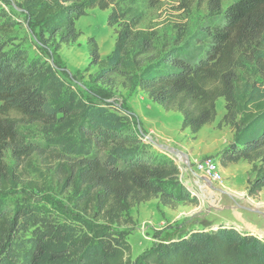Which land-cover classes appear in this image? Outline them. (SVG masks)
<instances>
[{
  "label": "trees",
  "instance_id": "1",
  "mask_svg": "<svg viewBox=\"0 0 264 264\" xmlns=\"http://www.w3.org/2000/svg\"><path fill=\"white\" fill-rule=\"evenodd\" d=\"M150 0H22L20 6L45 43L75 42V20L87 9L109 10L116 34L108 59L87 40L96 81L138 88L164 111L181 115L192 136L224 112L232 141L219 164L254 163L248 194L264 188V0H201L220 22L189 37L178 24L173 35L143 27L139 7ZM4 14V15H3ZM0 12V189L25 186L50 192L66 205L42 211L21 203L15 211L0 201V264H132L120 227L128 211L158 199L170 209L197 205L180 184L173 160L150 161L128 116L94 108L45 61H27L25 49L5 50L14 21ZM40 139L31 138V132ZM9 151L13 163L5 161ZM32 177V178H30ZM136 264H264V241L233 227L196 231L162 242Z\"/></svg>",
  "mask_w": 264,
  "mask_h": 264
},
{
  "label": "rangeland",
  "instance_id": "2",
  "mask_svg": "<svg viewBox=\"0 0 264 264\" xmlns=\"http://www.w3.org/2000/svg\"><path fill=\"white\" fill-rule=\"evenodd\" d=\"M21 1L0 0V12L15 23L5 50L25 49L27 61H45L60 80L92 107L128 116L133 132L144 144L140 155L150 161L173 160L179 169L180 184L198 201L197 205L179 204L170 209L154 198L131 208L128 213L133 222L120 229L130 244L132 264H136L138 257L153 252L159 243L180 240L196 231L233 226L239 232L249 233L253 226L264 224V188L254 196L248 194L255 164L245 160L226 167L219 164L220 153L233 139L228 126H217L224 112L222 99L217 101L216 120L192 136L188 129H181L178 112L164 111L138 88L126 89L119 84L107 87L96 81L98 68L90 64L87 40L93 37L100 58L108 59L116 37L114 28L107 24L108 9H87L75 20L80 32L78 39L57 45V40L45 43L38 27L20 6ZM236 1L222 0V11ZM139 7L144 15L142 26L157 29L161 36L165 33L172 36V25L178 24L189 37L202 26L221 19V15L210 16L206 3L201 0H150ZM30 137L40 139V134L32 131ZM4 159L13 163L8 150ZM206 161L216 164L220 179L213 181L214 189L201 187L196 193L191 188L196 181L193 173L199 171L198 164ZM0 201L10 213L21 203L37 205L42 211L53 204L66 205L60 196L25 186L0 189Z\"/></svg>",
  "mask_w": 264,
  "mask_h": 264
},
{
  "label": "water",
  "instance_id": "3",
  "mask_svg": "<svg viewBox=\"0 0 264 264\" xmlns=\"http://www.w3.org/2000/svg\"><path fill=\"white\" fill-rule=\"evenodd\" d=\"M193 175H194V177L196 179V181L193 182V184H191V188L194 189V192H196L198 190V188L201 189V187H210V188L214 189V182L211 181L210 178H208L205 175H200L197 172H194ZM193 186H195V187L193 188ZM257 225L258 226H255V227L253 226L252 227V229L249 231V234H252V235L256 236L255 233H257L258 237L260 236L259 238L264 237V224H262V222H260ZM229 227H233V226H229ZM233 228L237 229V227H233ZM261 239H263V238H261Z\"/></svg>",
  "mask_w": 264,
  "mask_h": 264
},
{
  "label": "built area",
  "instance_id": "4",
  "mask_svg": "<svg viewBox=\"0 0 264 264\" xmlns=\"http://www.w3.org/2000/svg\"><path fill=\"white\" fill-rule=\"evenodd\" d=\"M199 171L197 172L200 175H205L211 179V181H218L220 179L219 172L216 168V164L212 161H206L201 164H198ZM261 239V238H260ZM263 240V239H261ZM264 241V240H263Z\"/></svg>",
  "mask_w": 264,
  "mask_h": 264
},
{
  "label": "bare ground",
  "instance_id": "5",
  "mask_svg": "<svg viewBox=\"0 0 264 264\" xmlns=\"http://www.w3.org/2000/svg\"><path fill=\"white\" fill-rule=\"evenodd\" d=\"M246 225V224H245ZM215 227H213V229H214Z\"/></svg>",
  "mask_w": 264,
  "mask_h": 264
},
{
  "label": "crops",
  "instance_id": "6",
  "mask_svg": "<svg viewBox=\"0 0 264 264\" xmlns=\"http://www.w3.org/2000/svg\"><path fill=\"white\" fill-rule=\"evenodd\" d=\"M206 127V126H205Z\"/></svg>",
  "mask_w": 264,
  "mask_h": 264
}]
</instances>
